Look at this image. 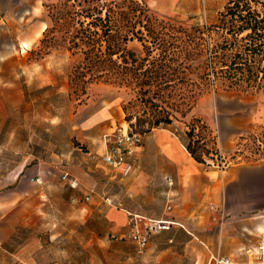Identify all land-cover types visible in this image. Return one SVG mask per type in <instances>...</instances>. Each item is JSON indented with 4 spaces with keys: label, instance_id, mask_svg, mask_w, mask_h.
Listing matches in <instances>:
<instances>
[{
    "label": "rangeland",
    "instance_id": "obj_1",
    "mask_svg": "<svg viewBox=\"0 0 264 264\" xmlns=\"http://www.w3.org/2000/svg\"><path fill=\"white\" fill-rule=\"evenodd\" d=\"M109 1L0 0L1 187L9 185L33 157L34 161H50L53 146L68 151L82 144L76 132L77 114L94 102L116 98L124 120L130 116L133 123H138V111L140 115L142 111L129 103L138 96L140 86H128L131 82L112 86L102 81L85 86L73 75L83 67L84 58L73 54L75 45L63 37L61 12L68 4H75L78 19L88 23L91 19L83 12L86 3L98 7L105 19ZM114 1L122 6L115 14L117 40L122 45L124 35L129 39L114 57L118 78L133 81L127 71L133 64L129 51L135 53L138 63L145 59L146 97L158 95L164 99L165 103H157L161 107L158 109L172 115L173 123L160 128L186 143L201 140L214 156L217 152L222 156V161L208 159L210 165L206 166L210 176L220 173L225 177L230 203L264 208V98L226 92L218 87L212 74V32L230 0ZM247 1L264 16V0ZM92 14L97 17V12ZM48 28H54L46 43L50 50L39 60L37 54L44 47L42 40ZM139 31L144 33L150 53L134 34ZM197 40L203 43L204 52L188 63L189 68L182 59V50L186 44L192 54L198 55L194 45ZM77 42L83 47L80 40ZM154 108L147 105L146 120ZM197 119L201 123L189 137ZM121 125L125 122L113 124L111 134ZM104 139H97V143ZM110 175L99 171L98 182L93 179L89 184L104 201L103 206L92 208L87 215L80 209L82 204L89 206L82 195L73 197L74 190L51 186L45 205L17 227L0 250V264H194L192 251L184 244L188 236L180 229L153 236L150 246L138 253L129 238V228L120 230L108 218L111 207L105 198L111 196Z\"/></svg>",
    "mask_w": 264,
    "mask_h": 264
},
{
    "label": "crops",
    "instance_id": "obj_2",
    "mask_svg": "<svg viewBox=\"0 0 264 264\" xmlns=\"http://www.w3.org/2000/svg\"><path fill=\"white\" fill-rule=\"evenodd\" d=\"M77 115L76 132L82 137V144L68 151L53 146L50 161H34L33 157L9 185H0V250L17 227L45 205L51 186L73 190L62 181L64 173L78 180L79 191L71 193L73 197L77 193L82 195L84 200L90 189L95 188L91 186L93 179L98 182L96 173L110 174L96 167L86 152L106 153L105 140L97 143V139L110 135L113 124L126 122L120 102L116 98L97 101ZM141 151L129 177H109L111 197L121 204L120 208L111 207L108 211V218L116 228H129V214L146 221H174L179 225L172 229L183 230L188 236L184 244L191 249L194 264H212V258L218 256L231 264H257L245 254V249L256 245L264 231V208L230 203L225 177L220 173L210 176L208 167L197 162L184 141L168 129L158 128L147 134ZM168 178L173 185L168 184ZM103 201L97 193L90 202L85 201L89 206L82 204L80 209L87 215L92 208L103 206Z\"/></svg>",
    "mask_w": 264,
    "mask_h": 264
},
{
    "label": "trees",
    "instance_id": "obj_3",
    "mask_svg": "<svg viewBox=\"0 0 264 264\" xmlns=\"http://www.w3.org/2000/svg\"><path fill=\"white\" fill-rule=\"evenodd\" d=\"M259 4L261 3L255 2V5ZM86 6L83 12L87 19H91L88 23L78 19L79 13L76 12L75 4H68L61 12V19L64 21L62 27L64 26L65 29L63 37L75 45L73 54L81 55L84 58L83 67H78L73 73L74 79H81L85 86L100 81L112 86L124 84V82H131L128 83V86H131L134 83L140 86V91L129 104L142 111V116L138 111V123H133L130 116L127 117L126 122L145 136L162 125L170 126L173 123L171 113L163 108L159 111L158 108L161 107L157 105L159 101L165 103L164 99L158 95L146 97L148 91L145 86L148 84L146 79L148 71L145 70V59L138 63L135 53L129 51L133 58V64L127 71L133 75V81H127L129 80L127 78H118L117 62L114 57L118 54V48H121L129 40L127 35L123 36L122 45L117 40L115 14H117L116 9L121 10L122 6L114 0L109 1L106 5L105 19L98 12V7L90 3H86ZM93 12H97V17H94ZM196 32L200 37V29L197 28ZM52 33H54V28L46 30L45 39L42 40L44 47L37 54L39 60L49 53L50 48L46 43ZM134 34L138 36L137 38L146 52L150 53L151 49L145 44L144 33L139 31ZM212 34H214L213 64L215 66L212 74L218 81V87L226 92L258 94L264 98V16L254 8L250 1L230 0L225 11L221 14L219 26L214 29ZM79 40L83 47H79L77 42ZM199 40L202 39L199 38ZM194 45L198 55L192 54L186 44L182 50V59L189 68L192 67L188 63L194 58L201 57L204 52L201 41L197 40ZM85 92L86 90H84V94H86ZM149 104L155 108L151 117L146 120L145 118L149 114L146 108ZM176 108L178 107L176 106ZM124 110L127 111V108L125 107ZM199 123L201 120L194 121L195 127L188 133L189 137L194 136L195 128ZM184 143L188 152L197 162L206 164L207 159L211 158L212 151L208 149L207 145L201 143V140Z\"/></svg>",
    "mask_w": 264,
    "mask_h": 264
},
{
    "label": "built area",
    "instance_id": "obj_4",
    "mask_svg": "<svg viewBox=\"0 0 264 264\" xmlns=\"http://www.w3.org/2000/svg\"><path fill=\"white\" fill-rule=\"evenodd\" d=\"M144 137L145 135L125 122V126L121 125L117 131L105 137L106 153L100 155L87 151L86 154H88L90 161L94 163L96 167L104 171H109L115 178H126L129 177L136 168L137 157L143 147ZM213 158H220L222 161V156L218 152L215 156L212 154L209 159L211 160ZM206 164L210 165L208 159ZM61 179L73 190H78L80 188L78 180L68 173H64ZM37 181L39 182V179H37ZM167 181L169 185H173L172 179L168 178ZM95 194H97L96 188H91L89 194L85 196V201L90 202L92 196ZM105 203L110 207H121V204L111 196L105 198ZM177 225L179 224L174 221L162 219H151L146 221V219L141 216L129 214V238L136 246L138 253L142 254L148 248L153 236L170 231ZM245 254L256 261L257 264H264V231L256 245L245 249ZM211 263L231 264L229 260L219 256L213 257Z\"/></svg>",
    "mask_w": 264,
    "mask_h": 264
}]
</instances>
